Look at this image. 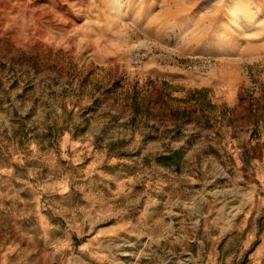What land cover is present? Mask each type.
<instances>
[{
    "label": "rangeland",
    "instance_id": "obj_1",
    "mask_svg": "<svg viewBox=\"0 0 264 264\" xmlns=\"http://www.w3.org/2000/svg\"><path fill=\"white\" fill-rule=\"evenodd\" d=\"M0 264H264V0H0Z\"/></svg>",
    "mask_w": 264,
    "mask_h": 264
},
{
    "label": "trees",
    "instance_id": "obj_2",
    "mask_svg": "<svg viewBox=\"0 0 264 264\" xmlns=\"http://www.w3.org/2000/svg\"><path fill=\"white\" fill-rule=\"evenodd\" d=\"M159 160L163 165H166L168 167H172V166L176 167V166H178V164L180 162V156L177 153H173V154H169L167 156H163Z\"/></svg>",
    "mask_w": 264,
    "mask_h": 264
}]
</instances>
